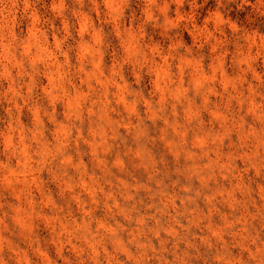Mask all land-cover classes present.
Wrapping results in <instances>:
<instances>
[{"label": "clouds", "instance_id": "1", "mask_svg": "<svg viewBox=\"0 0 264 264\" xmlns=\"http://www.w3.org/2000/svg\"><path fill=\"white\" fill-rule=\"evenodd\" d=\"M0 264H264V0H0Z\"/></svg>", "mask_w": 264, "mask_h": 264}]
</instances>
